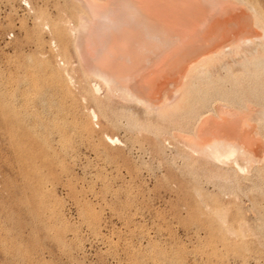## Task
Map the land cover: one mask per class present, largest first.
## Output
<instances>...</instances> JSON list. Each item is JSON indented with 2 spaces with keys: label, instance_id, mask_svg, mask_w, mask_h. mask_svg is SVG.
Masks as SVG:
<instances>
[{
  "label": "rangeland",
  "instance_id": "rangeland-1",
  "mask_svg": "<svg viewBox=\"0 0 264 264\" xmlns=\"http://www.w3.org/2000/svg\"><path fill=\"white\" fill-rule=\"evenodd\" d=\"M245 1L264 20V0ZM81 12L0 0V264H264V78L250 93L224 57L194 78L191 110L146 113L82 72ZM207 122L253 141L243 173L200 153Z\"/></svg>",
  "mask_w": 264,
  "mask_h": 264
},
{
  "label": "bare ground",
  "instance_id": "bare-ground-1",
  "mask_svg": "<svg viewBox=\"0 0 264 264\" xmlns=\"http://www.w3.org/2000/svg\"><path fill=\"white\" fill-rule=\"evenodd\" d=\"M81 2L82 12L77 15L78 18L76 16L78 22L70 32L76 39L74 43L82 72L85 76L98 79L109 88L114 86L124 98L145 106L146 113L153 110H191L193 104L196 105L201 100L200 95L192 97L193 89H196V92L199 89L196 86L198 82L193 81L196 80L194 78L204 80L203 77H208V71L211 70L205 69V65L209 62L208 64L213 66L217 63H211L212 61L218 60L220 63L219 60L224 57L238 58L234 62L242 69L236 73L256 81L255 87L249 90L250 93L259 88V82L261 84L264 78V20L258 15L255 7L245 0ZM222 66L226 70L223 63ZM227 71L230 70L227 68ZM212 73L211 71V75ZM67 77L70 82L73 81L69 73ZM209 80L205 78L204 81L207 83ZM99 85L95 84L89 92L92 95L97 94L100 91ZM231 87L236 92L239 89L238 84H232ZM206 93L208 92L204 95ZM90 112L94 118L98 117L94 110ZM262 116L264 110L261 112V118ZM219 117L224 119V116ZM206 119L202 120L208 121ZM209 124L207 122V126ZM212 124L211 122V128H208L213 132L218 126L219 131H214L218 133L211 136L203 130L204 128L201 129L204 127L202 125L199 130L202 131L196 136L199 141H196L197 146L201 144L200 147H203H199V151L203 150L200 153L208 152L214 162L220 165L232 163L240 172L245 171L246 166H240L237 156L245 154L251 157L253 141L249 136L241 140L238 137L237 140L236 134V140H232L231 135L234 134L229 132L230 139L224 133L226 127L220 129L219 123L216 126L214 123V127ZM105 137L112 143L119 141L108 135Z\"/></svg>",
  "mask_w": 264,
  "mask_h": 264
}]
</instances>
